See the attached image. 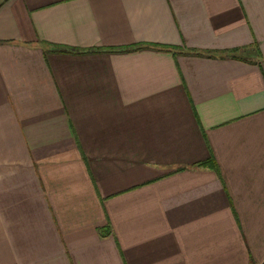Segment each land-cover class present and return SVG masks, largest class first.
Returning <instances> with one entry per match:
<instances>
[{
  "label": "crops",
  "instance_id": "crops-1",
  "mask_svg": "<svg viewBox=\"0 0 264 264\" xmlns=\"http://www.w3.org/2000/svg\"><path fill=\"white\" fill-rule=\"evenodd\" d=\"M0 264H264V0H0Z\"/></svg>",
  "mask_w": 264,
  "mask_h": 264
}]
</instances>
